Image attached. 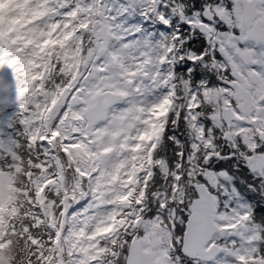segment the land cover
<instances>
[{
	"label": "snow or ice",
	"instance_id": "obj_1",
	"mask_svg": "<svg viewBox=\"0 0 264 264\" xmlns=\"http://www.w3.org/2000/svg\"><path fill=\"white\" fill-rule=\"evenodd\" d=\"M0 264H264V0H0Z\"/></svg>",
	"mask_w": 264,
	"mask_h": 264
}]
</instances>
